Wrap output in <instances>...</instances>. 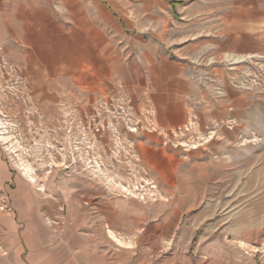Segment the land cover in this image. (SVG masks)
<instances>
[{"label":"rangeland","instance_id":"1","mask_svg":"<svg viewBox=\"0 0 264 264\" xmlns=\"http://www.w3.org/2000/svg\"><path fill=\"white\" fill-rule=\"evenodd\" d=\"M0 264H264V0H0Z\"/></svg>","mask_w":264,"mask_h":264},{"label":"crops","instance_id":"2","mask_svg":"<svg viewBox=\"0 0 264 264\" xmlns=\"http://www.w3.org/2000/svg\"><path fill=\"white\" fill-rule=\"evenodd\" d=\"M241 9L242 8H239L238 10ZM194 46L195 45L191 46V48H193L192 50L190 48H187L186 51L182 50V53L180 54L181 57L185 58L188 54H192V51L195 48ZM200 46L201 45H198V47ZM231 47H233L234 50H238V51H241L243 49V46L239 44V42L228 44V48ZM201 48L197 50L198 55L203 53ZM176 71H178L179 75L183 76L188 70L184 69V67H182L181 69L177 67ZM201 71H206V73L208 74L210 73L212 75H215V68H206L204 70L202 69ZM172 83L178 86L184 83V80L180 79V81H173ZM202 86L203 88L208 89L211 85L207 83H203ZM193 87L198 89L199 85H197V83H194ZM173 91L172 89H170L171 93ZM171 93H169L168 90L165 91L164 95L166 94V99L164 101H160L157 105H155L157 111V118L155 121L156 125L157 124L162 125V123H166L167 121L174 122V118L177 119L175 122H178L181 121L184 117L183 115L185 114V109L183 110V107L180 106L178 107L177 110L175 109V106L173 105V101L170 99L172 97ZM244 105L245 106L241 107L239 104H236L234 101H232V103L230 102L225 103L221 101L220 104L216 106L215 103L212 104L211 101H207V103H205V105L202 106V108L205 109L197 113L198 119L193 124L195 128V132L192 135L191 133L189 134L194 139H200V141L202 142L198 144V147L193 148V150H196V152L202 154L203 153L214 154L218 150L226 149L228 146L231 145V143H235L236 141H240V139L245 138V136L247 135L246 134L247 131H246L245 123L243 124L242 121H245L244 119H246L247 116L248 117L251 116L252 118L254 117V115H252L253 112H251L250 107L249 108L248 106L246 107V102H244ZM255 120H257L256 116H255ZM212 122L220 123V126L214 129L212 132H210L209 135L207 136V133H205L204 129H206L208 124ZM154 136H156L153 138L154 140H157L156 144L161 141L160 139L162 137L160 134H156ZM147 137L149 136L144 137L145 140ZM182 139L186 140V138L184 137H182ZM137 149L141 151L140 148Z\"/></svg>","mask_w":264,"mask_h":264}]
</instances>
